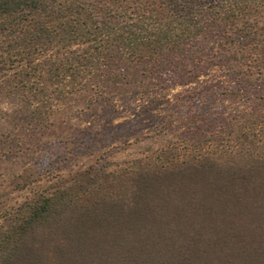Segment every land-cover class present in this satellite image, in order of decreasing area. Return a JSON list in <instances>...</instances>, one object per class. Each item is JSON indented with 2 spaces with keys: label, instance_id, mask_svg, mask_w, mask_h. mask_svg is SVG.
Segmentation results:
<instances>
[{
  "label": "trees",
  "instance_id": "obj_1",
  "mask_svg": "<svg viewBox=\"0 0 264 264\" xmlns=\"http://www.w3.org/2000/svg\"><path fill=\"white\" fill-rule=\"evenodd\" d=\"M0 264H264V0H0Z\"/></svg>",
  "mask_w": 264,
  "mask_h": 264
},
{
  "label": "rangeland",
  "instance_id": "obj_2",
  "mask_svg": "<svg viewBox=\"0 0 264 264\" xmlns=\"http://www.w3.org/2000/svg\"><path fill=\"white\" fill-rule=\"evenodd\" d=\"M181 91H183L181 88H176L172 91V94L176 95ZM236 110H238L237 105L225 100H216L209 102L203 108L197 110L194 114H196L195 119H198L214 117L216 115L222 116L232 114ZM139 111L140 108L138 106H133L131 107V109L123 111V113L121 112L122 116L114 120L112 124L107 125L104 129L103 127L98 126L97 130L99 132V135L97 136V138L103 143L111 141L114 142L118 138H120L119 136H126V138H129L134 134L142 132V125L147 124L146 127H150L166 117V114L164 113H161L159 115L154 113L152 117L145 119L146 117L144 116V114ZM137 119H140L141 121L139 123H135L134 121ZM147 145L148 143H142L137 146L129 145L127 147H124L123 149L119 150V153L115 155L114 159L122 160L128 157L136 156L137 154H140L141 152L146 150ZM5 168L10 169V166L6 165ZM14 197L20 199V195L15 194Z\"/></svg>",
  "mask_w": 264,
  "mask_h": 264
}]
</instances>
